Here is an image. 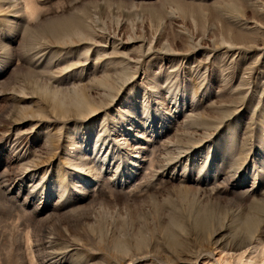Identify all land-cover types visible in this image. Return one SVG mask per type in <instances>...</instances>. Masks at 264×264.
<instances>
[{"label": "rangeland", "instance_id": "1", "mask_svg": "<svg viewBox=\"0 0 264 264\" xmlns=\"http://www.w3.org/2000/svg\"><path fill=\"white\" fill-rule=\"evenodd\" d=\"M0 264H264V0H0Z\"/></svg>", "mask_w": 264, "mask_h": 264}]
</instances>
